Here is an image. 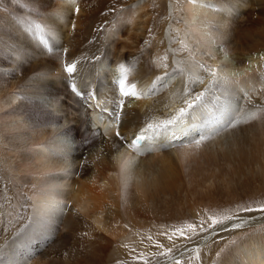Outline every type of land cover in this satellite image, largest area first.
I'll return each mask as SVG.
<instances>
[{
	"label": "bare ground",
	"instance_id": "1",
	"mask_svg": "<svg viewBox=\"0 0 264 264\" xmlns=\"http://www.w3.org/2000/svg\"><path fill=\"white\" fill-rule=\"evenodd\" d=\"M122 79L138 98L121 95ZM185 101L193 107L181 117L184 127L208 126L224 108L256 118L197 147L198 131L185 137L176 125L161 126ZM113 110L122 111L120 122ZM149 123L156 127L142 146L128 147ZM258 160L264 0H0V264L103 263L117 240L170 219L186 186L215 183L213 175ZM57 186L67 187L66 198L49 190ZM238 217L229 229L248 223L230 231L197 225L194 236L203 239L193 251L211 257L219 240L264 223V213ZM184 252L176 253L183 262ZM219 253L213 264H264V227Z\"/></svg>",
	"mask_w": 264,
	"mask_h": 264
},
{
	"label": "rangeland",
	"instance_id": "2",
	"mask_svg": "<svg viewBox=\"0 0 264 264\" xmlns=\"http://www.w3.org/2000/svg\"><path fill=\"white\" fill-rule=\"evenodd\" d=\"M156 26H157L156 27L157 29H160L161 27H159V26H161V21H160V23L157 22ZM157 32H160V30L159 31L157 30ZM149 40H150L149 37H144V38L139 39V41L141 42L142 45H146V48L149 46V44H148V43H150ZM145 41H148V43H145ZM177 43H179V42L177 41L176 44ZM147 44H148V46H147ZM139 48L141 50L143 47H141V45H140ZM148 49L144 50L146 53L143 52V54H142L144 56V58H146V59H148L150 57L149 56L150 54L152 56V53H153L152 52L153 50H151V46L148 47ZM48 50H49V48H48ZM149 51L152 53H150ZM146 54H148V55H146ZM198 65L200 66V68L201 67L203 68L202 65H200V64H198ZM173 66H175V64ZM193 125H196V124H193ZM160 139H161V142H164L163 138H160ZM261 162H262V164H260ZM250 163L248 164L249 166H247V164H245V166L242 165L243 169H242V167H240L235 172L230 171V172H227V174L226 173H222V175L220 174L222 179H221V177H219V174H216V175H218V177L216 175H213V176L211 175L212 176L211 180L214 176L216 177V178L214 177L215 179H213V180H215V183H213L214 181H211V184H213V186L208 183L207 178H205L206 182L204 181V183H203V179H197L198 180L197 182L186 186V187H189L190 189L187 188V193L185 194L186 196L184 195V197H183V195H179L183 199L185 198L184 200L179 199L180 197L179 198L177 197V202H176L177 206L174 205V206H172V209H171V210L174 209L176 211L173 210L170 213L171 214V216L169 217L170 219H168V218L164 219V220L161 219L162 221L158 220L157 222L156 221L154 223L152 222V224L150 223L146 227L145 226L141 227L140 228L141 231L139 229L137 231L140 233H138L137 235L134 234L132 236L129 235L128 237H126V240L122 239L123 242L122 241L120 242V240L119 241L117 240L116 243H114V244H116V245L118 244L117 245L118 248L122 249V250L124 249V252L117 251V253H116V245L111 244L109 246L110 248H108L106 250L107 254L104 253V257L102 260L103 263L101 262L100 264H127V262H130L132 260H137V261L140 260L141 261L140 264H158V263L159 264H165V263L168 264L169 262H170L169 264H171V263L175 264V262L177 260H180L181 264H213L215 261V258L217 257V253H219L220 250H222L226 246V244L233 243L236 239H238L242 236H245L248 233H250L251 231H253L254 228L264 227V223H262L263 225L260 224L261 226L259 225L257 227H253V228H251V227L244 228V229H240V231L237 230L234 233L229 234L228 236H226L222 240H219V242H217V245L214 247L213 255H211V257L209 256L210 258L207 255H205V253L204 254L200 253V255H199L198 252L193 251L192 247L197 246V244L202 241V239H203L202 236L201 237L200 236H192L191 239H186L184 236H179V235L172 236L171 231H172V229H181L182 227H186L188 224H194L196 226L197 225L200 226L201 222H203V226H206V225H208V221L205 220L204 217L209 218L210 215H211L210 217L214 216V218L217 217L219 219V218H222L223 216L230 215V212H232L231 215H236V216L249 215V214L251 215L253 213H259L260 214L261 212H259V211H254L251 213L240 211V209L243 207H251L254 209H258V208L264 206V181H263L264 180V160L252 161V163L251 164ZM242 170H243V172H242ZM223 174H224V176H223ZM248 174L251 177H249ZM259 175H261V176H259ZM77 176H78V174L75 173L73 178L76 179ZM255 176H256V179H255ZM228 179L230 182L227 181ZM227 182H229V183H227ZM207 183L209 184L208 188L205 187ZM204 184H205V186H204L205 188L204 187L202 188V185H204ZM60 187H61L60 188L61 191H59L60 190L59 186L56 187L58 190L55 192L52 189H49V190L52 193L59 195L61 198L62 197L66 198L67 192H68L67 187H64V189H63V186H60ZM193 187H195V188H193ZM202 190H204V191H202ZM199 191H200V193H199ZM201 191H202V193H201ZM191 192H193V193H191ZM1 196H3V195L1 194ZM1 196H0V201L3 199ZM191 200L193 202H191ZM188 201L190 203H187ZM192 205H194V207ZM226 209H228V210L230 209V210L225 211ZM221 212L224 214L223 216H220L222 214ZM206 214H208V215H206ZM261 214H263V213H261ZM178 216H180L181 218L179 217V219H178ZM171 219H172V221H170ZM155 223H156V225H155ZM160 229H161V231H158ZM166 229H167V234H168L167 239L163 238V237H165L164 235H165ZM182 229H184V228H182ZM157 232H159V233H157ZM161 235H163V236H161ZM169 237H172V238L169 239ZM128 238H130V239H128ZM119 243H120V245L123 244V245H121L122 247L119 246ZM158 245H159V247H158ZM111 246H112V248H111ZM160 246H162V248H164V249L162 250V248ZM187 247H188V249H187ZM113 248H115V249H113ZM168 249H171L172 251L169 252ZM184 249H186V252H184V254L186 256L185 262H183L181 259H179V257L176 256L177 255L176 253H178ZM161 253H166V254L162 255ZM197 257H199V258H197ZM213 257H214V259H213ZM171 258H173V259H171Z\"/></svg>",
	"mask_w": 264,
	"mask_h": 264
},
{
	"label": "snow or ice",
	"instance_id": "3",
	"mask_svg": "<svg viewBox=\"0 0 264 264\" xmlns=\"http://www.w3.org/2000/svg\"><path fill=\"white\" fill-rule=\"evenodd\" d=\"M190 2L195 3V0H190ZM145 43H148V41H145ZM121 69H123V65L120 66ZM75 69V65L74 64H67L65 67V71L69 74H72L74 72ZM162 77L157 76L156 80L159 81L161 80ZM155 83V82H154ZM135 88V85L132 86V88L126 89L125 88V83L124 80L122 79L120 81V92L121 95L124 97H130L133 99L138 98L137 97V93L133 90ZM75 91V88L73 89ZM77 95H80L79 92H77ZM203 93L197 94L195 96V100L199 101L202 97ZM185 103H187V108H180L175 115H172L170 118L164 120L162 122V127L169 126V125H176V127L179 129L180 134L182 136H189V134L193 131H198L199 132V139H195L194 143L197 147L201 146V144L207 140V139H211L213 136H218L221 133H227L230 129L236 127V125L242 123V122H247L248 120H252L256 118V113L252 112V113H248V114H244L243 116L237 118L235 117L234 114L230 113L229 110L227 108H224L221 111L220 116L217 117H213L210 121H208V126H204L201 125L199 129L196 128L195 125L191 126V127H184L183 125V121L181 120V117L185 114V112L193 107L192 103H189L188 101H185ZM121 106H124V101H120ZM112 115L114 116L115 120L117 122H120L122 120V111H115L113 110ZM156 127V125L149 123L147 125L146 128H141L140 131L138 133H134L133 138L131 139L130 144H128V147H130L133 150H137L138 148H140L142 146V143L145 141L146 139V133L148 132V130L154 129ZM207 133V135L205 134ZM117 137H120V133L119 131L116 133ZM176 139V134L175 132L173 133L171 140H175ZM125 143L127 144L128 142L125 141ZM174 146V145H173ZM241 212H247V213H251L254 211H259L261 213H264V206L258 208V209H254L251 207H243L240 209ZM209 219L211 220V223H209L207 225L208 229H212L213 231H215L216 229H219L221 231H227L230 229H239L243 226V224L248 223V221H241L240 223H232L230 225V229H229V225L227 222L232 221L234 219H239L238 216L236 215H226L223 216L222 218H214V217H209ZM205 229L203 227V222H201L200 226H199V231L203 232ZM187 233H191V235H187ZM197 234V226L194 224H188L187 225V229H176L175 232H173L172 236H184L186 239H191L192 236ZM172 237H169V239H171ZM159 247V245H158ZM169 252H171V249H168ZM162 255H165L166 253H161ZM217 255L219 256L220 253H217ZM199 258V257H197ZM175 264H181L180 260H177L175 262Z\"/></svg>",
	"mask_w": 264,
	"mask_h": 264
}]
</instances>
